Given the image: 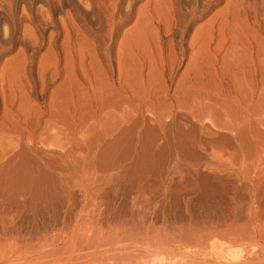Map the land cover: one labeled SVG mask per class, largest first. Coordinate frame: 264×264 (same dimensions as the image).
<instances>
[{
	"label": "bare ground",
	"instance_id": "bare-ground-1",
	"mask_svg": "<svg viewBox=\"0 0 264 264\" xmlns=\"http://www.w3.org/2000/svg\"><path fill=\"white\" fill-rule=\"evenodd\" d=\"M123 1L75 0V13L60 4V42L48 31L47 50L34 62L28 50L42 37L24 25L26 46L0 62L2 199L21 192L38 200L59 169L85 180L89 165L154 158L157 146L215 148L221 133L231 156L245 157L264 143V0H192L186 12L178 0H146L128 30ZM218 2L224 6L212 13ZM90 14L101 23L97 31ZM43 16L50 21L48 11ZM189 123L200 125L199 135ZM250 226L253 244L264 242L261 214ZM237 252L223 264H264V245Z\"/></svg>",
	"mask_w": 264,
	"mask_h": 264
},
{
	"label": "rangeland",
	"instance_id": "rangeland-1",
	"mask_svg": "<svg viewBox=\"0 0 264 264\" xmlns=\"http://www.w3.org/2000/svg\"><path fill=\"white\" fill-rule=\"evenodd\" d=\"M190 2L178 0L184 12ZM219 2L212 13L224 6ZM60 4L78 11L75 0H0V62L26 46L24 25L42 37L38 48L28 50L34 62L47 50L48 31L60 42ZM145 4L123 1V30L134 25ZM46 11L49 22L43 18ZM80 11L83 17L85 10ZM90 15L88 24L99 30L100 21ZM59 83L61 79L50 89ZM189 126L200 134V125ZM220 136L215 148L175 143L155 147L154 158L89 165L85 180L73 170L59 169L55 185L48 180L51 184L46 183L38 200L21 192L0 197V264H223L237 251L258 250L264 242L253 244L250 225L255 214L264 221V143L249 148L245 157H232L235 150ZM115 169L119 178L104 177ZM82 183L87 191L79 188ZM243 233L249 235L246 240ZM119 242L127 243L125 250ZM115 248L119 251L113 253Z\"/></svg>",
	"mask_w": 264,
	"mask_h": 264
}]
</instances>
